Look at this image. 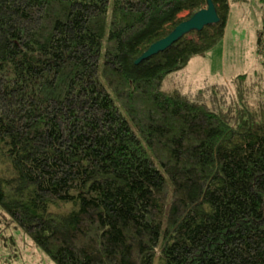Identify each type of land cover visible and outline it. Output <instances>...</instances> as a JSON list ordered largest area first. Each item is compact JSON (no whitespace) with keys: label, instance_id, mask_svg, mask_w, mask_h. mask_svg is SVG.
I'll list each match as a JSON object with an SVG mask.
<instances>
[{"label":"trees","instance_id":"trees-1","mask_svg":"<svg viewBox=\"0 0 264 264\" xmlns=\"http://www.w3.org/2000/svg\"><path fill=\"white\" fill-rule=\"evenodd\" d=\"M212 1L136 65L207 0H0L5 259L13 228L54 264H264V27L233 93L163 90L224 39Z\"/></svg>","mask_w":264,"mask_h":264},{"label":"rangeland","instance_id":"rangeland-1","mask_svg":"<svg viewBox=\"0 0 264 264\" xmlns=\"http://www.w3.org/2000/svg\"><path fill=\"white\" fill-rule=\"evenodd\" d=\"M187 13L180 15L185 18ZM264 27V8L260 0L232 2L224 39L204 56L192 59L188 67L164 84L163 90L194 93L213 85H229L240 76L254 77L261 72L256 55L258 33ZM251 79V80H252ZM13 238L11 256L9 247L0 244V264H54L47 259L21 231L9 228ZM10 244V242H9Z\"/></svg>","mask_w":264,"mask_h":264},{"label":"water","instance_id":"water-1","mask_svg":"<svg viewBox=\"0 0 264 264\" xmlns=\"http://www.w3.org/2000/svg\"><path fill=\"white\" fill-rule=\"evenodd\" d=\"M220 22L216 7L212 0H207V7L196 13L189 20L178 25L165 39L155 43L144 55L138 59L139 65L148 59L165 52L185 36L193 32H202L205 28L217 25Z\"/></svg>","mask_w":264,"mask_h":264},{"label":"crops","instance_id":"crops-1","mask_svg":"<svg viewBox=\"0 0 264 264\" xmlns=\"http://www.w3.org/2000/svg\"><path fill=\"white\" fill-rule=\"evenodd\" d=\"M261 1V0H260Z\"/></svg>","mask_w":264,"mask_h":264}]
</instances>
